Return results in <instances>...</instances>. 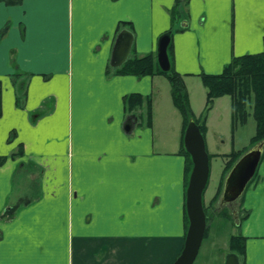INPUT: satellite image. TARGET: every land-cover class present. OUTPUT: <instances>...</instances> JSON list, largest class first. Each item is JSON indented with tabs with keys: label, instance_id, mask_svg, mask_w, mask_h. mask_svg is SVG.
<instances>
[{
	"label": "crops",
	"instance_id": "0c3cea01",
	"mask_svg": "<svg viewBox=\"0 0 264 264\" xmlns=\"http://www.w3.org/2000/svg\"><path fill=\"white\" fill-rule=\"evenodd\" d=\"M122 29L127 59L157 60L170 33L194 112L200 73L263 50L264 0H0V264H172L183 249V117L166 76L110 64ZM130 94L150 99L149 118ZM205 142L224 165L237 149ZM256 173L229 236L243 237L239 264H264V159Z\"/></svg>",
	"mask_w": 264,
	"mask_h": 264
},
{
	"label": "trees",
	"instance_id": "16d2710c",
	"mask_svg": "<svg viewBox=\"0 0 264 264\" xmlns=\"http://www.w3.org/2000/svg\"><path fill=\"white\" fill-rule=\"evenodd\" d=\"M6 3L12 4L19 0H5ZM6 27L1 31L3 33ZM170 44L168 46V50ZM169 53V52H168ZM117 72H124L136 75H156L161 74L167 77L170 82L172 101L183 117V133L190 119H193V111L190 105L189 96L185 86L183 76L176 72L170 66L168 71H163L156 60L155 54H147L141 57L127 59ZM199 77L206 89L205 111L208 112L213 106L214 99L228 95L231 99V110L233 121L244 122L252 115L255 121V132L250 138V146L264 141V42L263 50L257 53H248L234 56L223 68L216 74L200 73ZM1 93L2 86L0 82V113H1ZM126 108L130 111L137 106L146 104L145 114L149 118L151 116V102L149 98L142 97L138 94H130L124 98ZM199 124V128L203 136H205L206 126L204 121ZM198 122V121H196ZM180 152L185 156V175L186 183L192 167L190 155L184 148L183 140ZM243 150L231 151L226 154V162L223 169V175L218 186V190L210 200L211 212L203 205L207 222L213 215H223L231 218V214L223 207L218 209L216 203L222 189L223 177L228 172L233 163L242 154ZM211 155L209 154V158ZM264 159V147L261 155ZM255 172L252 183L256 179ZM213 211V212H212ZM186 228L188 218L185 211ZM208 226V225H207ZM207 235V227L204 236ZM243 237L233 235L230 239V249L239 253L243 250Z\"/></svg>",
	"mask_w": 264,
	"mask_h": 264
},
{
	"label": "water",
	"instance_id": "95a60500",
	"mask_svg": "<svg viewBox=\"0 0 264 264\" xmlns=\"http://www.w3.org/2000/svg\"><path fill=\"white\" fill-rule=\"evenodd\" d=\"M133 40L132 33L122 29L113 46L110 64L113 67L120 66L128 57ZM170 42V33H163L157 44V61L163 71L170 69L167 47ZM131 125L129 119L125 129L129 130ZM184 147L190 154L192 168L186 187L185 207L188 217V228L186 232L183 249L172 264H193L201 246L206 228V216L203 209L202 195L209 176V155L206 151L205 140L199 125L190 119L186 126ZM264 141L259 142L246 150L231 166L223 182L219 198V206L235 201L244 191L246 185L253 177L261 159ZM225 264H239V256L230 252Z\"/></svg>",
	"mask_w": 264,
	"mask_h": 264
},
{
	"label": "rangeland",
	"instance_id": "374dc122",
	"mask_svg": "<svg viewBox=\"0 0 264 264\" xmlns=\"http://www.w3.org/2000/svg\"><path fill=\"white\" fill-rule=\"evenodd\" d=\"M198 100L199 103L200 101L202 103L199 109L193 112V120L195 122L198 121L196 123L199 125L203 123L202 121L204 119V115H206V119L204 121V125L206 126L204 139L207 138L210 140V143H212V140L220 136L226 139V146H228L229 141L233 138L236 143L235 148L238 150L250 147V138L255 132V121L252 115H249L244 122L233 121L228 96H225L223 100H221L220 107L218 109L216 104L217 98L214 99L212 108L214 105H216V108L214 110L211 108L208 112L205 111V98H201L200 96ZM163 132L166 134L170 133L169 130H164ZM209 168V178L203 192V205L207 207L208 212H211V208L209 206L210 199L208 198H211L218 190L224 168L223 160L220 157L210 159ZM239 198L236 199L233 204L224 207L227 212L231 213V218L216 214L209 219V224L211 225V232L209 234L210 237L208 238L206 235L203 237L201 246L193 264H223V261L225 262L227 256L231 252L229 251V236L230 234H237V228L235 227V221L237 218L234 216H239L238 214L242 213L238 206ZM212 240L215 241L214 245H211Z\"/></svg>",
	"mask_w": 264,
	"mask_h": 264
}]
</instances>
